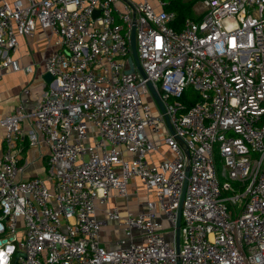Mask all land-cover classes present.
<instances>
[{"label": "built area", "instance_id": "1", "mask_svg": "<svg viewBox=\"0 0 264 264\" xmlns=\"http://www.w3.org/2000/svg\"><path fill=\"white\" fill-rule=\"evenodd\" d=\"M200 5L175 28L163 0H0V69H34L13 55L38 28L54 48L35 107L0 119V264H264V0ZM133 26L145 77L128 72ZM28 118L45 178L22 177ZM138 183L141 209L109 205Z\"/></svg>", "mask_w": 264, "mask_h": 264}, {"label": "crops", "instance_id": "2", "mask_svg": "<svg viewBox=\"0 0 264 264\" xmlns=\"http://www.w3.org/2000/svg\"><path fill=\"white\" fill-rule=\"evenodd\" d=\"M53 49V47H47L40 28L34 36L19 38V47L13 56L19 60L21 66L33 64L34 69L31 72L0 69V119L11 114L25 97L29 99L27 109L31 110L35 107L37 97L43 87V61L45 56H49L53 52ZM28 85H31V91L29 94H25L23 90ZM32 120V118H28L23 122L24 133L18 140L19 160L25 167L22 177L41 176L45 178L48 170L49 148L43 142L42 136L39 137V144H30L28 131L33 127ZM162 150H166V146H163ZM4 151V128L0 126V156ZM128 192L129 196L127 198L114 194L109 205H119L122 212H125L128 208L134 211L141 209L142 203L140 202L146 198L143 186L140 183L129 185ZM105 209V205L98 204L100 216L105 215ZM123 235V228L117 222L109 221L103 228L102 245L113 248L115 247V240Z\"/></svg>", "mask_w": 264, "mask_h": 264}, {"label": "water", "instance_id": "3", "mask_svg": "<svg viewBox=\"0 0 264 264\" xmlns=\"http://www.w3.org/2000/svg\"><path fill=\"white\" fill-rule=\"evenodd\" d=\"M99 12L97 11L95 13V16L98 14ZM130 46H131V51H132V55L129 56V68H128V72H132L135 68V66L139 69V71L141 72V74L145 77L146 74L144 72V69L141 65V62H140V58H139V54H138V51H137V46H136V27L133 26L132 28V33H131V37H130ZM44 78L49 82L53 79V76L50 74V73H46L44 75ZM151 89H152V92L154 94V97L158 103V105L160 106L162 112L165 114V117H166V120L169 124V128L170 130L173 132V128L169 122V118H168V115L166 114V110H165V107H164V104L162 102V99H161V96L160 94L158 93V91L153 87V85L151 83H149ZM187 174H189V171H187ZM182 205H183V198H182V202H181V205H180V209H179V218H178V224H177V242H178V245H179V237H180V225H181V218H182ZM178 264H180L178 262Z\"/></svg>", "mask_w": 264, "mask_h": 264}, {"label": "trees", "instance_id": "4", "mask_svg": "<svg viewBox=\"0 0 264 264\" xmlns=\"http://www.w3.org/2000/svg\"><path fill=\"white\" fill-rule=\"evenodd\" d=\"M165 7L167 9L175 10L178 14L177 18L179 24L183 22L184 19L189 17L192 14V8L195 1H184V0H163ZM197 99V94L194 93L192 89H189L185 92L183 96V101L186 103L189 108L195 103Z\"/></svg>", "mask_w": 264, "mask_h": 264}, {"label": "rangeland", "instance_id": "5", "mask_svg": "<svg viewBox=\"0 0 264 264\" xmlns=\"http://www.w3.org/2000/svg\"><path fill=\"white\" fill-rule=\"evenodd\" d=\"M184 1H195L193 8H192V14L190 15V17L195 18L196 15L202 10L201 9V5H200V0H184ZM175 28H179V22H175L172 24ZM219 167H221V163L219 162Z\"/></svg>", "mask_w": 264, "mask_h": 264}]
</instances>
